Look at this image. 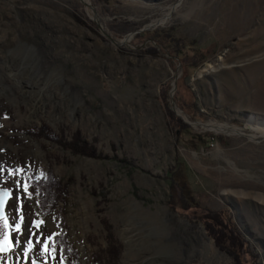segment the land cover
<instances>
[{
    "label": "rangeland",
    "instance_id": "rangeland-1",
    "mask_svg": "<svg viewBox=\"0 0 264 264\" xmlns=\"http://www.w3.org/2000/svg\"><path fill=\"white\" fill-rule=\"evenodd\" d=\"M262 128L264 0H0V264H264Z\"/></svg>",
    "mask_w": 264,
    "mask_h": 264
},
{
    "label": "trees",
    "instance_id": "trees-1",
    "mask_svg": "<svg viewBox=\"0 0 264 264\" xmlns=\"http://www.w3.org/2000/svg\"><path fill=\"white\" fill-rule=\"evenodd\" d=\"M201 140L202 138H204L203 136L200 137ZM84 142V141H83ZM69 145H72L73 146V149H76V151L78 152H83V148H80L79 147V143L78 142H71L69 143ZM86 144H84L83 146H85ZM93 151V149L91 148L90 149V152ZM37 183H41L42 179L41 178H38L37 180ZM39 189L43 190L42 186H38ZM206 218L208 219H211V221L213 222V224H219L220 225V228L219 230H217V233L219 235V237L216 235L217 233H212L213 237L215 238V241L217 243V245H219L221 248H224L225 250H227L229 253H231L233 255L234 258L236 259H239V257L237 256V253L236 252H232V249L229 247V245H224V240L226 241L227 239H229L230 241V244L231 245H240L239 248H241L243 245H244V240L242 238V235L240 233V231L237 229V227L233 224V222H231V224L228 222L227 225H225L224 223V218H223V215L221 214V211H211V212H208V215L206 214ZM208 219V220H209ZM228 227V229L230 230V234L229 235L228 233L226 234L225 231L223 230L224 228L223 227ZM207 227H208V230H213V226L210 225V220L208 221V224H207ZM57 234V233H56ZM59 237V235H58ZM232 237L236 240L235 242H232L231 239ZM56 242H59L58 238L56 239ZM61 245V244H60ZM112 245H108V248L109 250H106L105 251V257H97V255L95 254V262L96 264H117L116 263V258L118 256V251H119V248H117V253H116V256L113 257V253L111 251L112 247H110ZM64 245L62 244L61 245V250H60V255H61V258L64 259V261L66 262V264H69L67 258H66V255H65V251H64Z\"/></svg>",
    "mask_w": 264,
    "mask_h": 264
},
{
    "label": "snow or ice",
    "instance_id": "snow-or-ice-1",
    "mask_svg": "<svg viewBox=\"0 0 264 264\" xmlns=\"http://www.w3.org/2000/svg\"><path fill=\"white\" fill-rule=\"evenodd\" d=\"M17 171L22 172L23 169H18ZM27 180H28V178L26 177L25 183L23 184V188H24V192L26 193L27 197L30 199L32 196V193L29 192V184L27 183ZM16 183L19 185V181H16ZM33 191L36 192L37 196L39 195L38 190L33 189ZM8 195H9L8 192H6L2 188H0V222H2V223H0V252H5V251L9 250L8 247H6V244L8 243V238L3 231V228L7 227L8 223H9L8 218L4 214V199H3V197H6ZM38 203H39V201H38ZM14 220H15V218H13V221ZM20 220L23 221L24 217L21 216ZM36 223H37V225H39L40 223H43V222L40 221V222H36ZM20 229H21V224H19V223L15 224V230L19 232ZM57 238H58V234H56V233H52V234L48 235L47 238L44 240L43 248L41 249V251L44 254H47L51 250V252L53 254V258H54L55 253L57 251V247H56V239ZM13 246L18 247L19 244H16ZM26 246H27L28 251H33L39 245L34 244L32 242H26ZM32 264H36V261H33ZM42 264H43V262H42Z\"/></svg>",
    "mask_w": 264,
    "mask_h": 264
},
{
    "label": "bare ground",
    "instance_id": "bare-ground-1",
    "mask_svg": "<svg viewBox=\"0 0 264 264\" xmlns=\"http://www.w3.org/2000/svg\"><path fill=\"white\" fill-rule=\"evenodd\" d=\"M164 19H161L159 20L158 22H161L163 21ZM101 23H103V20L101 21ZM217 66H215L214 64L212 63H208L207 66L200 72L201 74L205 71H210V70H213L215 69ZM178 112H180L181 110L177 109ZM204 127H206L207 129L209 128H212V129H215L216 131H223L224 129H222L221 125L217 124V123H209V124H206ZM262 133H264V128H262L261 130ZM260 199H262L264 201V195L262 194V196L260 197Z\"/></svg>",
    "mask_w": 264,
    "mask_h": 264
},
{
    "label": "water",
    "instance_id": "water-1",
    "mask_svg": "<svg viewBox=\"0 0 264 264\" xmlns=\"http://www.w3.org/2000/svg\"><path fill=\"white\" fill-rule=\"evenodd\" d=\"M171 103H172V107L175 109L176 113L180 114V112H178L177 109H179V110H181V109H180L179 107H177V105H176V103H175V101H174L173 98H171ZM181 111H182V110H181ZM238 129H240V128L238 127ZM0 188H2L4 191H6V192L9 193L8 196L3 197V199H4V214L6 215V202H7V200H8L9 197H10V191H9V189H7V188H5V187H3V186H1V185H0Z\"/></svg>",
    "mask_w": 264,
    "mask_h": 264
}]
</instances>
